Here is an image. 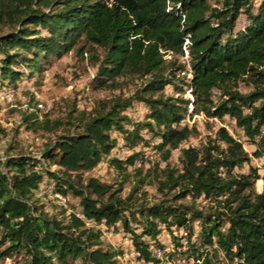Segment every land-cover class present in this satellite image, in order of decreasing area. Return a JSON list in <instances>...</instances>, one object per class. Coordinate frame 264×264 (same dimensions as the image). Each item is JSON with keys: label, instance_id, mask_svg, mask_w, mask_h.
Instances as JSON below:
<instances>
[{"label": "trees", "instance_id": "16d2710c", "mask_svg": "<svg viewBox=\"0 0 264 264\" xmlns=\"http://www.w3.org/2000/svg\"><path fill=\"white\" fill-rule=\"evenodd\" d=\"M3 22L9 30L0 35V87L42 78L47 64L80 41V55L88 44L104 50L93 90L116 88L121 75L140 84L65 122L23 115L29 131L68 126L55 138L41 136L38 155L0 153V264H123L121 251L103 238V222L115 232L124 228L146 264H264V0H0ZM186 39L191 78L182 74ZM168 86L178 95H166ZM190 89L193 99L185 97ZM136 104L148 109L142 122L128 115ZM190 111L222 124L207 121L200 145L183 146L200 134L197 125H182ZM120 137L132 153L110 157ZM145 146L165 165L146 167ZM177 149L179 163L172 164ZM103 164L123 177L116 187L92 175L83 179ZM45 178L78 198L71 206L83 218L39 196ZM146 185L159 196L150 197ZM164 230L172 237L169 252Z\"/></svg>", "mask_w": 264, "mask_h": 264}, {"label": "rangeland", "instance_id": "374dc122", "mask_svg": "<svg viewBox=\"0 0 264 264\" xmlns=\"http://www.w3.org/2000/svg\"><path fill=\"white\" fill-rule=\"evenodd\" d=\"M221 1L222 0H211L214 5H219ZM245 23V16H242L239 20V26ZM8 30L9 28L4 22L0 23V35L8 32ZM83 43V41L78 42V44L61 59H54L52 63L47 64L42 78H24L17 83L16 87L13 84H10L8 87H0V92H2L0 93V153L2 155L8 153V150H12L11 152L22 151L38 155L45 147V144L42 143L41 136L43 138H55L59 133L65 131L68 126H63L57 133L29 131L23 124V115L35 111L36 113H42L44 118H48L52 121L61 120L65 122L69 115L77 116L80 112L92 113L94 107L100 100H106L114 95L123 94L129 96L134 93L137 85L140 84V80L130 75H121L117 77L119 86L116 88H100L98 90H93L90 86L92 76L99 65L100 58L104 55V50L101 47L88 44L86 45L85 53L80 55L77 53V48ZM164 93L166 95H178L171 86L166 87ZM185 97L193 99V95L189 90ZM190 109H193V105H190ZM191 112L192 111L186 115L182 125H197L200 134L192 136L190 140L183 143V146L200 145L206 132L209 131L207 129V121H209L213 127L222 124L218 119L208 120L203 114H194ZM137 113V118L133 120L142 122L148 113V109L143 105L138 108ZM225 124L233 131L232 124L229 122H225ZM71 130H73V128ZM114 134L116 135L118 133L115 131ZM145 137L151 139L152 144L158 141V139H152L151 135L147 132ZM37 138L39 140H37ZM120 142L122 144L124 143L122 137H120ZM245 148L250 153L254 150V146L247 143L245 144ZM142 149L145 151L146 167H150L158 162L161 163L160 165H165V161L161 159L160 155L151 146H145V148ZM120 150L124 158L132 153V149L129 146H121ZM179 156L180 150H174L170 162L172 164H178ZM253 164L259 167L263 164V160L253 158ZM56 168V165L52 166V169ZM244 169L248 171V165H246ZM260 169V172L264 171L263 168ZM101 170L103 174L99 176V178L104 182L114 185V187L119 185L123 180V177L121 175L119 176L118 172L109 170L106 164L102 166ZM96 173L97 170L94 172L85 171L82 177L83 179H87L89 176H94ZM256 188L258 191L263 190L262 180L257 181ZM129 189L130 182L127 181L124 185L123 194L126 195ZM144 189L149 191L150 197L154 198L159 196L154 185H146ZM68 199L70 204H76L78 201V198L71 194L68 195ZM51 203L50 201L49 204ZM49 209L50 211L52 210L51 207ZM179 234L181 235L184 233L179 232ZM103 238L107 244L112 246H114L117 241L123 244L127 241L125 237L119 235V233H110L108 230L103 232ZM160 239L165 246V251H172L173 242L168 231L164 230ZM138 260V257H132L134 264H137ZM172 264L185 263L179 260H173Z\"/></svg>", "mask_w": 264, "mask_h": 264}, {"label": "built area", "instance_id": "2783aa9c", "mask_svg": "<svg viewBox=\"0 0 264 264\" xmlns=\"http://www.w3.org/2000/svg\"><path fill=\"white\" fill-rule=\"evenodd\" d=\"M183 16V19L185 20L186 17H187V13H183L182 14ZM189 42V39H186L185 41V55L183 56L184 59L187 61L188 63V69L184 72H182V74H185L187 77L191 78L193 76V72H192V68L190 66V63H189V53H188V49L186 48V45L187 43ZM163 53H165V58L166 59H171L172 56H173V52L172 51H164V50H161ZM190 93H191V89L189 90ZM2 93V92H0ZM139 107H142V105L140 104H136L133 108L129 109L128 111V115L133 118V119H136L137 118V110ZM38 114V118L40 120L44 119V116L42 113L40 112H37ZM127 128H130L131 129V126L129 127V125H127ZM37 140H39L37 138ZM121 146H122V143L120 142V146L117 147L116 150H114L111 154H110V157H119V158H124V156L122 155L121 153ZM105 165V164H103ZM99 166L96 170H97V173L94 175L96 177H99L101 176L103 173H102V166ZM99 171V172H98ZM39 196L42 197L43 200L45 201H51L52 203H55L57 205H59L60 207H63L65 209H67L68 212H73V213H76L78 216L82 217L83 218V215L81 213V211L79 209H76V208H73L70 204V201L68 199V196L64 195L62 192L60 191H57L55 189V184L54 182L52 181H49L47 178H45L40 187H39ZM86 223L88 224V226H96V223L94 221H88L86 220ZM100 229L102 230V232H106L107 230L110 231V233H113L115 232V229L114 228H110L107 226V224L105 222L101 223L99 225ZM119 233V235H122L123 237H125V243L127 244H123L122 242L120 241H117L115 243V248L116 249H120L121 250V253L118 254V258L121 260V262L123 264H134V262L132 261V257H138L139 253L137 252L134 244H133V241H132V238L127 234V232L124 230V228L120 227L119 228V231L117 232ZM110 238V237H109ZM114 243V242H113ZM155 252L157 253V256L163 258L164 257V251L161 250L160 248H157L155 250ZM137 264H146L144 261L142 260H138L137 261Z\"/></svg>", "mask_w": 264, "mask_h": 264}]
</instances>
